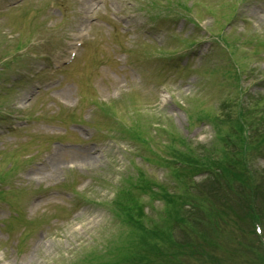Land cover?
Here are the masks:
<instances>
[{
    "label": "rangeland",
    "instance_id": "1",
    "mask_svg": "<svg viewBox=\"0 0 264 264\" xmlns=\"http://www.w3.org/2000/svg\"><path fill=\"white\" fill-rule=\"evenodd\" d=\"M57 1L62 8V14L57 12L55 19L59 34L63 25L72 27V23H79L77 17L75 21L66 19L75 5L83 16L88 13L90 18L97 17L101 32L105 12L108 17L112 12L122 16L126 24H132L135 35L144 34L143 23H147L150 13L161 16L166 10L165 0ZM151 1L154 6L149 11ZM243 1L171 3L180 18L169 23L170 28L174 27L172 34H164L160 39L172 38L179 31L183 39L192 42L185 50L182 43L176 42L172 50L177 54L183 50L197 57L202 55L196 73L165 81L168 77L165 72L161 77L155 65L149 63V70L142 76L137 68L129 70L123 55L111 47H108L109 61L108 53L104 62L96 61L91 55L93 45L91 54H83L75 73L66 70L64 79L61 74L46 77L40 81V89L33 81L22 87L13 99L11 115L7 109L10 89L20 82L11 66L20 57L16 53L24 52L29 45L19 36L27 33V38L35 28L36 37L33 36L30 44L38 50L33 56L35 70L46 68L51 63L49 59L56 60L57 43L61 39L54 28L45 30L40 21L44 8L35 5L45 4L43 0L40 4L30 0L14 10L6 8V0H0V98L3 99L0 184L4 185L3 193H8L10 175L19 159L32 155L35 161L23 164L13 178H17L26 193L21 199L18 194L8 199L12 205L26 200L29 217L58 213L57 226H52L55 222L49 223L50 226L42 223L39 227L38 223L31 224L22 253L12 254L7 247L17 246L22 224L15 222L10 230L0 226V264H109L113 259L118 264H131L139 259H155L164 264H205L206 255L216 257V264H264L260 244L250 232L251 216L257 215L263 222L264 233V57L261 53L255 55L248 46L236 50L238 61L246 67L241 92L235 83L243 74L241 64L231 60L233 71L226 74L235 82L230 83L222 82L218 73L211 76L206 67L219 62L216 58L220 56L217 50L208 52L207 41L214 40L207 35L206 28L219 32L226 19L244 15L243 36L260 38L264 32V14H260L261 18L257 14L246 15L260 0ZM190 6L191 11L187 12L185 7ZM193 16L200 19V27L189 23ZM236 19L227 28L231 38L239 35ZM195 32L197 35L189 36ZM235 46L240 47L241 42L237 41ZM115 55L120 59L117 62ZM177 57L181 59L180 53ZM41 58L46 59L40 61ZM45 81L49 82L43 86ZM104 102H113L111 116L105 111L106 105L105 113L100 109ZM41 105L39 114L47 113V120L24 123L26 131L19 128L22 123L16 126L18 129L12 127L21 119L18 113L26 110L28 113L24 115L30 116ZM70 110L78 113L77 118L81 114L85 122L68 119L62 122L61 118ZM68 126L71 130L67 143H54L51 149H46L47 144H52L47 141L49 137L64 132ZM129 126L144 134L146 144L128 137L123 129ZM42 132L44 137H39ZM243 132L250 134L246 164L240 155ZM79 135L84 136V142L78 139ZM214 156L219 158L216 163L211 161ZM163 160L169 161L168 166L162 164ZM138 170L159 185L166 184L167 193L160 194L153 205L151 201L146 208L134 212L131 220L125 216L119 220V214L111 211V201L118 198V191L126 184L122 182L124 175L139 174ZM217 179L220 183L214 181ZM180 195L190 196L192 200L181 204ZM143 200H148L147 194ZM22 211L17 207L14 212L9 210V214L21 215ZM3 213L0 210V215ZM184 249L196 251L197 260L178 254Z\"/></svg>",
    "mask_w": 264,
    "mask_h": 264
},
{
    "label": "trees",
    "instance_id": "2",
    "mask_svg": "<svg viewBox=\"0 0 264 264\" xmlns=\"http://www.w3.org/2000/svg\"><path fill=\"white\" fill-rule=\"evenodd\" d=\"M211 161H212V158H211ZM214 181H216L217 183H220V181L217 179V180H214ZM143 183V182H142ZM141 185V184H140ZM144 188H148V186H144ZM155 195L157 196V194H155V193H153V197H155ZM121 197H122V195H121ZM190 197V196H189ZM157 199H158V196L156 197ZM190 199L192 200V197H190ZM122 201H124V200H122ZM122 201H120V203H122ZM129 201H131L132 202V205L130 204V205H128V204H124V207H121V208H123V215L125 216V217H129V219L131 220L132 218H133V215L132 214H134V212H138V211H140V210H142V206H140L139 205V203L137 202V199L136 198H131ZM203 201H205V200H203ZM202 201V202H203ZM242 203V202H241ZM121 205V204H120ZM125 214H127V216L125 215ZM215 258V260H216V262H217V258L216 257H214ZM116 262H115V260L113 259V260H110V262H109V264H115ZM120 263H122V261L120 260ZM116 264H118V263H116ZM124 264V263H123Z\"/></svg>",
    "mask_w": 264,
    "mask_h": 264
},
{
    "label": "bare ground",
    "instance_id": "3",
    "mask_svg": "<svg viewBox=\"0 0 264 264\" xmlns=\"http://www.w3.org/2000/svg\"><path fill=\"white\" fill-rule=\"evenodd\" d=\"M82 160H84V161H85V159H82Z\"/></svg>",
    "mask_w": 264,
    "mask_h": 264
}]
</instances>
